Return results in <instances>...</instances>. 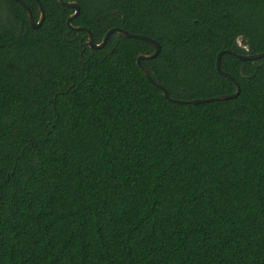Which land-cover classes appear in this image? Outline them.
I'll return each mask as SVG.
<instances>
[{
  "label": "trees",
  "instance_id": "trees-1",
  "mask_svg": "<svg viewBox=\"0 0 264 264\" xmlns=\"http://www.w3.org/2000/svg\"><path fill=\"white\" fill-rule=\"evenodd\" d=\"M63 1L154 38L173 98L264 52V0ZM39 2L0 0V264H264V57L175 103L150 42Z\"/></svg>",
  "mask_w": 264,
  "mask_h": 264
},
{
  "label": "water",
  "instance_id": "water-1",
  "mask_svg": "<svg viewBox=\"0 0 264 264\" xmlns=\"http://www.w3.org/2000/svg\"><path fill=\"white\" fill-rule=\"evenodd\" d=\"M17 1L20 2V4L25 9V11L27 13V16H28V21H29L30 26H32L33 28L40 27L41 24H42V21L44 19V10H43V7H42L41 3L39 2V0H36L38 8H39V17H38L37 20L34 19V17L32 16L31 10L28 8V6L22 0H17ZM58 1L64 6L74 8V12L71 13L67 17V25H68L69 28H71L73 30H85L86 33H87V37H88L87 44L91 48H101V47H103L105 45L109 35L112 32H118V33L123 34V35H125L127 37L141 38V39H144V40H147L148 42H150L154 46V51L152 53H149V54H139L137 56L136 62L138 64V66L141 68V70L143 71V73L146 76V78L150 82H152L155 86L160 88L162 93H163V95L171 102H175V103H189L190 102V103L197 104V103H202V102L212 101V100H222V99H227V98H234V97H236L239 94L240 86H239L238 82H236V80L228 72L223 71L220 68V58H221L222 54L225 53V52H228V53H231V54L235 55L236 57H238L239 59H242V60H251V59H257V58H260V57H264V52L241 54V53H236V52H234L232 50H229V49L220 50L217 53V56H216V61H215L216 70L220 74H222V75H224L226 77H229L233 81V83L235 85V88H236L235 91L233 93H230V94L217 95L215 97L194 98V99H189V100L173 98V97L169 96V93H168L167 89L164 86H162L156 80L152 79V77L149 75L148 71L141 64V60H143V59H151V58L155 57L159 53L160 44L154 38L149 37V36L144 35V34H141V33H131V32H129L127 30H124V29H122L120 27L113 26V27L109 28L105 32L102 40L97 43V42L94 41L92 34L90 33V31L87 28H85L83 26L73 25L72 22H71V19L74 18L79 12L78 3L75 2V1H63V0H58Z\"/></svg>",
  "mask_w": 264,
  "mask_h": 264
}]
</instances>
